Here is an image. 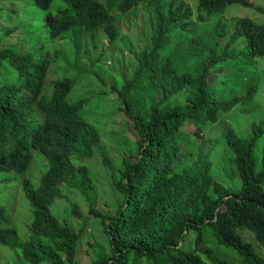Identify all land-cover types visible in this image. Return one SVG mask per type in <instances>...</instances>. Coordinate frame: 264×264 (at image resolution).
Masks as SVG:
<instances>
[{"label":"trees","instance_id":"16d2710c","mask_svg":"<svg viewBox=\"0 0 264 264\" xmlns=\"http://www.w3.org/2000/svg\"><path fill=\"white\" fill-rule=\"evenodd\" d=\"M145 1L26 0V8L42 13L51 43L42 46L37 57L31 51L27 59L0 43V250L16 254L15 262L8 264H76L83 234L63 225L52 212L55 203L66 200L68 189L82 195L89 214L107 234L109 248L89 244L91 264H264V141L259 152L256 149L264 138V121L253 124L246 138L219 120L238 103L254 99L260 87L256 82L246 96L228 99L219 87L224 80L213 81L216 70H231L229 64L239 62L241 52L232 46L240 40L248 43V58H264V25L240 18L230 34L218 27L210 42L213 49L205 38L203 43L186 39L191 11L183 2L157 0L150 45L130 50L134 63L120 66L123 85L109 86L99 75L100 56L90 60L81 38L89 34L95 43L103 31L115 43L117 16ZM235 4L253 7L250 0H199L197 8L210 16ZM53 40L72 43L76 66L89 63L91 74L84 69L77 78L61 74L65 59L52 48ZM220 45L222 53L216 51ZM186 59L195 60L190 71L182 69ZM85 76L97 78L95 91L110 89L116 95L118 111L138 134V159L122 157V169L101 159L100 132L83 115V109L93 105L92 95L72 94ZM190 118L196 122L198 143L184 133ZM215 122L219 135L204 139L202 127ZM222 143L232 153L229 162L239 176V190L213 174V154ZM36 151L41 163L34 158ZM93 160L112 170L123 199L115 216L97 210L88 164ZM18 196L31 209L28 238L20 237L10 219ZM71 212L82 216L76 205ZM246 232L260 247L244 238Z\"/></svg>","mask_w":264,"mask_h":264},{"label":"rangeland","instance_id":"374dc122","mask_svg":"<svg viewBox=\"0 0 264 264\" xmlns=\"http://www.w3.org/2000/svg\"><path fill=\"white\" fill-rule=\"evenodd\" d=\"M168 1L162 0V2ZM175 1L176 3L183 2L184 6H187L191 11V15L188 18L190 23L185 28L188 42L203 43L208 40V43H210L223 27L230 34L235 30L240 18H251L256 23L264 25V0H250L253 7H245L238 4L230 5L224 13H213L210 16L198 10L199 0ZM26 5V0H0V37L7 31L0 38V43L7 41L6 47H10L15 52L20 49L22 44H25L26 49H30V45H34L35 49L32 55L37 57L40 54L41 47H46V44H50L51 40L47 38L48 32L42 13L31 6L26 8ZM156 9L157 0H146L130 12L118 15L116 22L119 28V36L113 44L110 43L108 35L103 31L98 33L95 43L91 40L89 34L81 38V41H83L82 50L86 48L90 60H95L100 56L101 71L103 73H99V75L105 79L109 86L116 84L117 87H121L123 85L120 77V66L130 64V62L134 63L130 55L132 49L138 50L143 46L150 45L149 37L157 20ZM218 27L221 28L217 29ZM8 31L15 32L14 34H8ZM204 38L205 40H203ZM51 46L54 50L63 53L65 61L60 66L61 74H69L70 77L77 78L81 69H84L86 74H91L92 68H89V63L80 61L76 66L72 43L63 40H53ZM247 47V41L241 42V40L239 44L233 45V51L236 53L241 52L237 59L239 62L229 64L232 67L231 70L223 67L216 70L213 74V81H217L219 78L224 80L219 87L225 89L228 99L235 95L246 96L250 86L258 82L260 88L254 99L238 103L231 111L219 116V120H226L240 136L246 138L251 134L253 124H259L264 121V58L257 60L248 58L244 54ZM210 48L214 49L211 43ZM222 48L223 46L220 45L216 51L222 53ZM194 63L195 60L186 59L182 69L190 71ZM96 80L97 78H94V80L86 79V81L79 84L72 94L82 98H88L92 95L91 102L93 105L86 107L82 112L87 120L92 122L100 132L101 140L98 145V152L102 160L108 159L115 169H122V157L130 161L138 159V151L136 149L138 134L131 122L126 120L118 111L119 101L116 95L110 89L104 91V93L94 90ZM211 87L216 89L215 86ZM183 129L184 133L192 138L191 142H199L195 134L197 131L195 120L190 118ZM219 129V122L211 123L202 127L201 135L207 140L216 138L220 133ZM263 141L264 138L259 146L256 147L257 152H259ZM208 147L210 145L207 144L205 148ZM185 152L186 150L183 149L182 158ZM37 156H39V153L36 151L34 158H36V162L41 163L42 158L37 159ZM231 157L232 153L225 144H220L213 154V174L223 185L231 186L234 184L235 189L239 190V176L233 164L229 162ZM98 163L95 160L88 161L98 195L96 207L104 215L115 216L123 199L114 186L115 178L112 177L111 168L107 164H102L103 162L100 163L98 161ZM256 168L257 170L260 169L259 162ZM65 196L66 200L55 203L52 212L63 225H69L75 232H82L83 237L77 249L76 264H91L93 258L90 255L91 247L89 244L98 242L102 246L109 248L107 234L101 222L89 214L88 205L78 191L68 189ZM75 205L81 212L82 216L80 218H77L71 212ZM12 209L11 221L16 226L20 237L28 238L29 225L32 220L29 205L25 204L22 198L18 196L17 205L14 204ZM243 235L248 241L254 239L249 232ZM254 245L257 248L259 246L256 241ZM261 253L264 254V251H261ZM15 260L16 254L14 252L0 250V264L14 263Z\"/></svg>","mask_w":264,"mask_h":264},{"label":"clouds","instance_id":"9594fccd","mask_svg":"<svg viewBox=\"0 0 264 264\" xmlns=\"http://www.w3.org/2000/svg\"><path fill=\"white\" fill-rule=\"evenodd\" d=\"M4 44L7 45V41H4ZM34 49H35L34 45H30V49H26L25 44H22L20 49L18 50L20 58H22V59H27L28 57L30 58L31 57V51H33ZM18 60H19L18 61L19 63L23 62V60H20V59H18ZM28 63H31V62H28ZM11 68H14V67L12 65L8 67L6 81L8 79H11Z\"/></svg>","mask_w":264,"mask_h":264}]
</instances>
